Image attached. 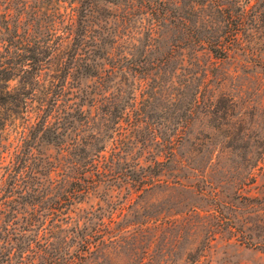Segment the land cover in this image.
<instances>
[{
  "label": "trees",
  "instance_id": "obj_1",
  "mask_svg": "<svg viewBox=\"0 0 264 264\" xmlns=\"http://www.w3.org/2000/svg\"><path fill=\"white\" fill-rule=\"evenodd\" d=\"M255 12L251 0H0V264H84L101 250L103 217L93 226L81 205L105 182L149 189L140 152L164 163L154 127L134 134L148 119L136 96L125 106L119 74L176 77L184 52L224 61Z\"/></svg>",
  "mask_w": 264,
  "mask_h": 264
},
{
  "label": "rangeland",
  "instance_id": "obj_2",
  "mask_svg": "<svg viewBox=\"0 0 264 264\" xmlns=\"http://www.w3.org/2000/svg\"><path fill=\"white\" fill-rule=\"evenodd\" d=\"M251 4L256 15L224 61L184 52L172 66L176 77L119 74L125 106L136 96L148 119L134 134L142 140L154 127L153 154L164 163L140 152L155 167L149 189L105 182L88 196L81 206L94 213L93 226L103 217L107 241L84 264H264V0Z\"/></svg>",
  "mask_w": 264,
  "mask_h": 264
}]
</instances>
